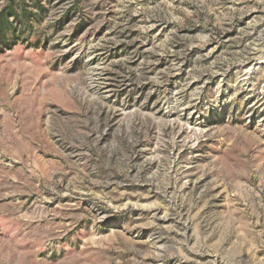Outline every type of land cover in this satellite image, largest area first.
Instances as JSON below:
<instances>
[{
  "label": "rangeland",
  "instance_id": "obj_1",
  "mask_svg": "<svg viewBox=\"0 0 264 264\" xmlns=\"http://www.w3.org/2000/svg\"><path fill=\"white\" fill-rule=\"evenodd\" d=\"M0 19V264H264V0Z\"/></svg>",
  "mask_w": 264,
  "mask_h": 264
},
{
  "label": "trees",
  "instance_id": "obj_2",
  "mask_svg": "<svg viewBox=\"0 0 264 264\" xmlns=\"http://www.w3.org/2000/svg\"><path fill=\"white\" fill-rule=\"evenodd\" d=\"M1 20V19H0Z\"/></svg>",
  "mask_w": 264,
  "mask_h": 264
}]
</instances>
